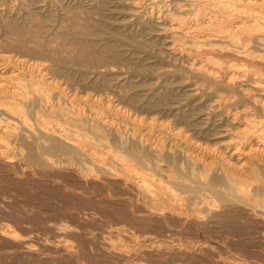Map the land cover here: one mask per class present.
Wrapping results in <instances>:
<instances>
[{
	"label": "bare ground",
	"instance_id": "1",
	"mask_svg": "<svg viewBox=\"0 0 264 264\" xmlns=\"http://www.w3.org/2000/svg\"><path fill=\"white\" fill-rule=\"evenodd\" d=\"M120 1L136 12L148 4L169 54L207 82L187 91L199 98L209 88L208 107L226 118L218 132L223 136L213 144L198 142L189 127L139 115L119 98L83 93L12 38L0 49V167L12 176L14 170L31 178L66 171L90 186L116 183L119 196L102 199L121 203L123 211L92 234L113 264L203 257L214 264H264V0ZM22 34L38 41L29 31ZM72 188L71 194L83 196ZM232 215L257 227L258 257L238 248L229 231H213ZM8 224H0V233L29 258L87 264L81 245L69 240L78 229L56 227L57 238L34 241L19 238Z\"/></svg>",
	"mask_w": 264,
	"mask_h": 264
},
{
	"label": "rangeland",
	"instance_id": "2",
	"mask_svg": "<svg viewBox=\"0 0 264 264\" xmlns=\"http://www.w3.org/2000/svg\"><path fill=\"white\" fill-rule=\"evenodd\" d=\"M118 1L120 0H0V49L5 41L18 40L24 44L21 49L27 56L34 53V57L50 63L57 78L65 79L72 86L74 84L73 87L83 93H94L103 98H119L124 101L127 109L139 115L148 117L152 114L168 121L175 128L189 127L188 130L195 132L194 136L200 140L198 142L213 144L220 140L223 135L218 132L221 127H225L226 118H220L221 110L215 111V114L208 107L211 96L209 88L201 93L203 98L190 95L187 91L198 81L205 86L207 82L190 71L187 62L184 63L185 60L169 54L166 47L167 37L160 33L156 21L149 19L147 11L150 8L147 3L136 12L130 10L126 3ZM24 30L34 34L38 41H29L22 34ZM60 48L64 49L63 53ZM12 172L19 178L9 175L7 170L0 167V224L10 222L19 238L32 236L34 241H41L43 237L49 240L57 238L59 227L78 229L77 233L69 236V240L81 245L86 263L113 264L101 254L98 248L99 239L93 238L92 234L94 231L100 232L112 222L119 211H123L121 203L108 200L105 202L102 199V195L108 193L113 194V197L119 196L116 183H110L106 188L96 184L90 186L66 171L43 172L32 176L34 179L17 170ZM45 174H49L50 178ZM68 186L84 192V197L77 198V195L71 194ZM79 212L80 215L84 213L83 217L92 213L94 217L89 219L92 223L80 216ZM101 221L103 224H98ZM223 222L224 228H214L213 231H229L225 235H233L238 248H243L257 257L260 255L258 229L254 224L247 223L239 215L229 216ZM5 237L7 236L0 233V264H71L68 259L57 258L50 263L43 258H29L19 251L14 238ZM176 262L212 263L205 257L186 258Z\"/></svg>",
	"mask_w": 264,
	"mask_h": 264
}]
</instances>
